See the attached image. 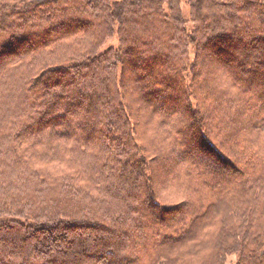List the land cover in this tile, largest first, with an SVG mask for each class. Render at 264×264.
<instances>
[{
  "label": "trees",
  "instance_id": "obj_1",
  "mask_svg": "<svg viewBox=\"0 0 264 264\" xmlns=\"http://www.w3.org/2000/svg\"><path fill=\"white\" fill-rule=\"evenodd\" d=\"M232 257L264 264V0H0V264Z\"/></svg>",
  "mask_w": 264,
  "mask_h": 264
},
{
  "label": "rangeland",
  "instance_id": "obj_2",
  "mask_svg": "<svg viewBox=\"0 0 264 264\" xmlns=\"http://www.w3.org/2000/svg\"><path fill=\"white\" fill-rule=\"evenodd\" d=\"M185 6H186V5L183 3L182 8H183L184 10H186V7H185ZM49 29H51V31H60L59 28H56L54 25L49 26ZM28 35H32V34L29 33ZM190 56H191V58H192V53H191ZM123 59H124V58H123ZM214 64H216V65H223V61L220 60V59H215ZM164 86H165V85H164ZM161 94H165V95H173V96L176 97V98H179V97H180L181 100L184 99V97L182 96V94H180V93L172 94V93H171L170 91H168L167 89H164V91L162 90ZM78 99H79V97H76V98H74L73 100L76 101V100H78ZM173 101H174V100H173ZM184 110H185V108L182 107L181 110H180V113H182L181 116L184 117L183 119L187 122V120L189 121V120H191V118H190V115L186 113V111L184 112ZM91 118H92V115H89V116H87L85 119H83V120H81V121H82V122H88ZM186 119H187V120H186ZM81 121H80V122H81ZM185 121H184V122H185ZM87 131H88L87 129H84V130L81 131V133L84 134V133H86ZM192 141L194 142L193 139H192ZM196 153H198L197 155H201L202 158H204L205 160H208L209 163H212V162H213V159H210V158L205 157V156L202 154V152H200V151H196ZM157 166H158L159 168H160L161 166L164 167V169H165L166 172L171 171V167H170V165H168V166H165V165H157ZM228 262H230V263L233 264V263L235 262V258H234V257L229 258V261H228Z\"/></svg>",
  "mask_w": 264,
  "mask_h": 264
}]
</instances>
